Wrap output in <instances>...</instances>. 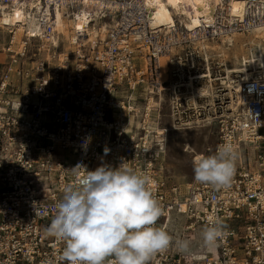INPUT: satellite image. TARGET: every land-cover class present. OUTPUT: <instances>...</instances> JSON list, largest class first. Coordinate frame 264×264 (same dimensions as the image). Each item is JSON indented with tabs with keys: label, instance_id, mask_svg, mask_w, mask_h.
Wrapping results in <instances>:
<instances>
[{
	"label": "built area",
	"instance_id": "obj_1",
	"mask_svg": "<svg viewBox=\"0 0 264 264\" xmlns=\"http://www.w3.org/2000/svg\"><path fill=\"white\" fill-rule=\"evenodd\" d=\"M96 1L0 0V19L23 14L15 26L0 25V264H68L60 259L64 241L46 229L63 188L76 182L70 170L122 162L149 177L164 209L158 227L172 235L170 223L181 217L189 222L184 232L202 233L213 217L227 233L209 251L201 236L199 253L172 246L149 264H264V66L247 67L242 81L241 69L228 70L214 50L264 33V0L248 2L239 16L221 0L212 23L192 31L180 17L156 28L144 0ZM85 10L105 36L67 52L51 12L76 21ZM208 127L216 142L202 155L225 141L238 149L230 186L194 179L183 193L168 187L159 166L168 133Z\"/></svg>",
	"mask_w": 264,
	"mask_h": 264
},
{
	"label": "clouds",
	"instance_id": "obj_2",
	"mask_svg": "<svg viewBox=\"0 0 264 264\" xmlns=\"http://www.w3.org/2000/svg\"><path fill=\"white\" fill-rule=\"evenodd\" d=\"M107 154V150H105ZM238 149L231 141L210 155L192 161L194 179L219 189L230 186L236 172ZM79 169L85 174L80 175ZM75 184L63 188L55 215L46 231L64 241L60 255L68 264H149L157 253L174 246L191 251V241L169 234L157 221L164 214L147 175L122 162L118 167L101 164L87 170L77 164L70 170ZM227 235L218 219L208 218L202 230L203 246L213 249Z\"/></svg>",
	"mask_w": 264,
	"mask_h": 264
},
{
	"label": "rangeland",
	"instance_id": "obj_3",
	"mask_svg": "<svg viewBox=\"0 0 264 264\" xmlns=\"http://www.w3.org/2000/svg\"><path fill=\"white\" fill-rule=\"evenodd\" d=\"M182 23L184 24V22ZM70 25H72V23ZM98 26H102V24H99ZM98 26L96 25V29ZM69 34L70 36H73V30L70 29ZM88 34L89 33L86 32V37ZM258 34L260 33L242 35L238 37V40L236 36L233 39L234 42L231 44V47H228L226 44L223 46L220 44H214L215 52L217 54H221L222 60L228 70L239 69L241 66V60L243 58H248L249 55L254 52V49L256 48L255 46L260 45L261 48L264 49V35H259L262 39L254 40V37ZM3 36L4 34L0 31V45L2 43ZM94 41L88 43V45L94 43ZM60 42L63 43L65 51L68 52L73 50V47L70 45L68 40L65 42L63 37H60ZM207 93L210 94L209 89H207ZM166 102L167 96L165 97V103L163 105L162 124L168 127L170 121L167 119L168 112ZM260 133L263 135L264 132ZM215 142L216 128L214 127L168 133L164 153L161 155L159 160L162 176L167 186H177L180 188L182 193L185 192L188 186L194 181L192 161L196 156L202 155L206 146H212ZM187 226H189V222H187L185 218L173 217L169 228L172 235H174L176 239L180 238L181 234H184L185 238H188L187 240L191 241V249L194 253H199V246L201 244V229L198 226H194L192 230L184 232V229ZM199 256L201 257L202 255H196V257Z\"/></svg>",
	"mask_w": 264,
	"mask_h": 264
},
{
	"label": "bare ground",
	"instance_id": "obj_4",
	"mask_svg": "<svg viewBox=\"0 0 264 264\" xmlns=\"http://www.w3.org/2000/svg\"><path fill=\"white\" fill-rule=\"evenodd\" d=\"M82 1L84 6H90L94 4L98 5L96 0ZM144 2L150 11L153 25L156 28L165 26L171 27L174 25V19L176 17H180L182 22H184L185 27L192 31L203 27V24L210 25L212 23L216 6L221 2V0H144ZM248 2L252 1L228 0V13L234 16L241 15ZM51 15L52 18L50 20V25L58 30L65 42L68 40L70 45L93 42L94 39L99 36V34L101 39H103L105 36L106 27L104 25L98 26V30L96 29V24L88 25L90 21L87 19V15H89L87 10L81 11V13L77 15L76 21L63 20L60 14L55 11H52ZM22 20L23 14L20 11H15L13 15H4L1 17L0 25L4 27L15 26V24L22 22ZM91 22L93 23L94 20H91ZM71 23L72 25H70ZM21 29L22 28L19 29V32ZM70 29L74 32L73 36H70L69 34ZM28 30L30 35L34 34L35 36L36 26H34L33 22H30ZM86 32L89 33L87 37ZM261 34L264 35V33H260L254 37V40L262 39V37L259 36ZM238 37L240 36H237V40L239 39ZM226 42L228 46H230L233 44L234 40L228 39ZM255 47L256 48L254 49V52L251 53L248 58L242 59V65L240 66L241 72L244 75L242 81L247 80L249 77L247 67H250V70H255L264 66V49H262L260 45ZM192 228L193 227L190 229Z\"/></svg>",
	"mask_w": 264,
	"mask_h": 264
},
{
	"label": "water",
	"instance_id": "obj_5",
	"mask_svg": "<svg viewBox=\"0 0 264 264\" xmlns=\"http://www.w3.org/2000/svg\"><path fill=\"white\" fill-rule=\"evenodd\" d=\"M251 1H258V0H251Z\"/></svg>",
	"mask_w": 264,
	"mask_h": 264
}]
</instances>
